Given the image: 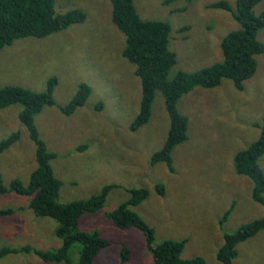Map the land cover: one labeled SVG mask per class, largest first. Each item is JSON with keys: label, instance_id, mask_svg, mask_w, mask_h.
<instances>
[{"label": "rangeland", "instance_id": "1", "mask_svg": "<svg viewBox=\"0 0 264 264\" xmlns=\"http://www.w3.org/2000/svg\"><path fill=\"white\" fill-rule=\"evenodd\" d=\"M142 18L162 19L171 25L169 47L179 71H196L223 59L222 38L240 25L231 12L213 8L221 0H133ZM235 6L236 0H228ZM81 8L83 23L45 38L26 37L0 51V87L16 84L44 91L51 76L58 79L56 105L36 115V124L50 151L55 175L62 181L59 199L67 202L110 190L102 209L84 215L80 227L97 231L108 241L95 264H157L146 235L137 226L121 228L108 213L145 187L148 198L130 208L154 228L153 245L165 239L185 240L184 258L203 257L206 264H222L217 257L224 233L264 216V205L252 197L253 181L238 174L234 156L261 135L264 118V54L257 56L256 73L239 89L223 79L213 88L196 87L184 94L179 109L189 119L188 138L173 151L174 171L153 154L165 143L171 119L164 96L157 92L149 121L137 130L131 123L140 109L142 86L136 65L123 56L125 35L112 19L110 0H57V10ZM254 10H264V0ZM188 27V28H185ZM264 42V28L258 32ZM91 86L86 103L72 115L59 105L70 101L81 83ZM102 103V107L99 106ZM21 104L0 109V140L19 130L21 138L0 153L4 183L14 178L28 182L36 167L37 146L20 120ZM259 164L264 171V154ZM165 185V193L156 184ZM28 198L0 193V248L30 245L39 250L62 245L58 222L37 215ZM228 218L222 222L224 214ZM127 247L130 256L121 260ZM73 264L78 254L73 250ZM0 264H67L46 262L34 252L19 251L0 258ZM234 264H264V230L238 245Z\"/></svg>", "mask_w": 264, "mask_h": 264}, {"label": "trees", "instance_id": "2", "mask_svg": "<svg viewBox=\"0 0 264 264\" xmlns=\"http://www.w3.org/2000/svg\"><path fill=\"white\" fill-rule=\"evenodd\" d=\"M112 19L117 28L125 35L126 44L123 56L136 65L135 74L140 78L142 96L140 109L131 123V129L137 130L146 124L151 115L157 92L164 96L171 123L164 145L151 159L152 164L164 162L174 171L173 151L188 138V117L179 109L182 96L196 87L213 88L225 78L231 79L239 89L257 70V56L264 54V42L258 38V32L264 28V10L257 14L254 7L262 0H236L233 6L228 0L216 1L213 8H223L231 12L240 27L229 31L221 40L223 59L196 71H179L169 77L177 58L170 49L171 25L162 19L142 18L137 12L133 0H110ZM172 0H167L170 3ZM87 13L81 8L64 12L57 10V0H0V51L12 45L16 40L26 37L45 38L63 31L73 24L83 23ZM188 28V27H185ZM58 79L51 76L44 91H35L16 84L0 87V109L13 104H21L20 120L27 127L37 146L36 167L32 170L28 182L14 178L4 183L0 172V193H15L28 198L29 207L39 216L51 217L58 222L57 236L62 245L54 249L39 250L30 245L21 247L4 246L0 248V258L19 251L34 252L46 262H65L73 264V250L78 254L76 264H95V258L108 245V241L97 231H86L80 227L84 215L95 213L103 208L110 187L105 186L100 194L85 199L62 202L59 193L62 181L55 175L51 161L56 154L50 151L42 139L36 124V115L46 106L57 104L54 96ZM92 88L83 82L65 105L59 108L65 115H72L88 100ZM102 107V103H99ZM21 132L13 131L0 140V153L19 141ZM264 154V118L261 135L249 147L237 152L234 166L238 174L252 179V197L264 205V171L259 164ZM156 191L165 193L162 182L156 184ZM130 197L108 215L121 227L137 226L144 230L148 249L157 264H206L203 257L184 258L185 240L165 239L153 245L154 228L143 217L130 208L145 201L149 190L136 187L130 190ZM12 208L0 209V215L12 214ZM230 214L228 210L222 222ZM264 230V216L242 224L234 232H225L223 244L218 248L217 257L222 264H234L238 256V245ZM130 250L123 247L121 260L126 262Z\"/></svg>", "mask_w": 264, "mask_h": 264}]
</instances>
